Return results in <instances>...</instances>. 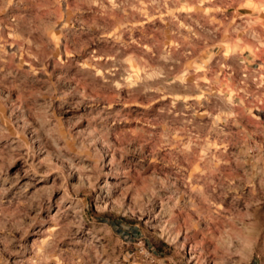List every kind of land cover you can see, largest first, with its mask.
I'll list each match as a JSON object with an SVG mask.
<instances>
[{"label": "rangeland", "instance_id": "obj_1", "mask_svg": "<svg viewBox=\"0 0 264 264\" xmlns=\"http://www.w3.org/2000/svg\"><path fill=\"white\" fill-rule=\"evenodd\" d=\"M0 264H264V0H0Z\"/></svg>", "mask_w": 264, "mask_h": 264}]
</instances>
